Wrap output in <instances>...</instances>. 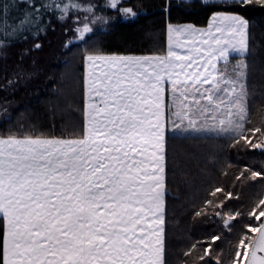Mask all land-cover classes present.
Returning <instances> with one entry per match:
<instances>
[{"label": "snow or ice", "instance_id": "1", "mask_svg": "<svg viewBox=\"0 0 264 264\" xmlns=\"http://www.w3.org/2000/svg\"><path fill=\"white\" fill-rule=\"evenodd\" d=\"M191 2L159 5L166 49L84 47L81 123L53 105L42 132L10 100L29 78L25 58L57 26L71 52L115 19L105 12L133 19L146 9L124 0H0V56L19 49L0 81V120L15 118L16 127L0 135V264H169V198L180 199L170 184L197 188L190 217L208 229L172 264H264V88L255 103L252 23L235 11L264 0H195L207 27L173 23V11ZM170 136L222 143L193 173L190 154L170 155Z\"/></svg>", "mask_w": 264, "mask_h": 264}, {"label": "trees", "instance_id": "2", "mask_svg": "<svg viewBox=\"0 0 264 264\" xmlns=\"http://www.w3.org/2000/svg\"><path fill=\"white\" fill-rule=\"evenodd\" d=\"M162 0H124L123 7L142 4L146 11L141 12L133 19H123L116 11H107L104 14L115 17L107 26H97L96 35L89 40L87 45L73 47L71 52L61 47V42L66 39L62 35L61 28L56 27L55 33H49L44 40V48L33 51L24 60V68L29 78L22 80L15 90L14 96H10L13 108L18 113H27L33 116L38 125V131L48 132L52 123L51 111L53 105L57 107V114L63 112L66 121L79 127L81 123L82 107V76L83 63L80 55L84 47H91L93 43L104 53H134L148 54V50L158 52L166 49V33L164 31V18L159 5ZM244 15L252 23L254 49L248 57L251 65L249 73L250 87L255 91L259 103L264 88V8L259 5L240 7L235 9ZM209 13L192 0L186 8L175 9L172 13L173 23H190L198 27L207 24ZM27 47V46H25ZM18 47L9 50L7 57L0 56V81H3L7 67L11 71L17 63ZM239 59V57H236ZM67 61V63H65ZM5 93L0 92V99ZM57 135L59 134L60 121L57 119ZM9 129L16 130L15 118L12 122L0 120V135L7 133ZM170 155L175 153L180 156L190 154L191 168L195 173L197 167L204 166L212 157L217 145L222 143L212 138H182L172 137L168 139ZM179 183V181H177ZM199 181H195L198 184ZM173 195H179L180 199L169 198L168 211V259L169 264L174 260V254L184 247L189 238L200 239L201 233L208 231L203 225H194L190 217V202L197 195V188H183L177 192L170 184ZM225 238L228 237L225 233ZM222 247L225 245L221 242ZM227 250V249H226Z\"/></svg>", "mask_w": 264, "mask_h": 264}, {"label": "crops", "instance_id": "3", "mask_svg": "<svg viewBox=\"0 0 264 264\" xmlns=\"http://www.w3.org/2000/svg\"><path fill=\"white\" fill-rule=\"evenodd\" d=\"M187 24H190V23H187ZM196 27H198V26H196ZM207 27V24L205 25V26H202V27H198V28H206ZM166 46H167V38H166ZM236 57H238L235 53H231V56H230V59H231V62L234 64L235 62H236ZM225 61H223V60H221L219 63H218V65H217V67L219 68V69H224V66H225ZM83 72H84V67H83Z\"/></svg>", "mask_w": 264, "mask_h": 264}, {"label": "rangeland", "instance_id": "4", "mask_svg": "<svg viewBox=\"0 0 264 264\" xmlns=\"http://www.w3.org/2000/svg\"><path fill=\"white\" fill-rule=\"evenodd\" d=\"M124 19V18H123ZM126 20V19H125ZM221 70H223V69H221Z\"/></svg>", "mask_w": 264, "mask_h": 264}]
</instances>
